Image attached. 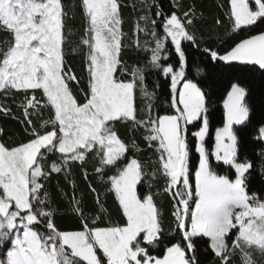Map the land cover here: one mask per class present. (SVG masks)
I'll use <instances>...</instances> for the list:
<instances>
[{
  "label": "snow or ice",
  "instance_id": "snow-or-ice-1",
  "mask_svg": "<svg viewBox=\"0 0 264 264\" xmlns=\"http://www.w3.org/2000/svg\"><path fill=\"white\" fill-rule=\"evenodd\" d=\"M142 3L147 11L138 17L129 45L121 0H80L84 29L72 51H83L85 91L66 63L71 31L63 0H0V31L10 36L0 46V95L5 100L23 96L20 122L29 136L18 145L0 142V264H203L202 241L215 264H264V195L250 190L256 164L240 157L234 128L249 120L247 90L231 84L223 105L224 123L215 130L210 150L208 98L198 83L185 79L184 44L201 48L194 31L195 11L165 13L156 6L153 13L147 0ZM173 7H180L179 0ZM229 19L233 32L259 28L264 25V0H254V5L230 0ZM140 33L152 39L141 44ZM169 43L178 57L175 66L164 63ZM130 46L150 53L147 65L126 63L123 52ZM202 51L218 67L227 65L226 71L236 65L264 70V31L238 38L224 53L210 46ZM149 66L170 78L175 114H153L155 92L148 90L145 76ZM138 96L145 100L143 107ZM10 112L0 103V113ZM120 126L139 132L155 159H128L130 150L142 149L135 138L126 141L120 136ZM189 126L195 128L190 134ZM259 135L264 139V127ZM193 151L198 154L195 168ZM50 155L56 160L50 161ZM260 157L264 177V152ZM90 159L98 161L94 172L114 196L119 222L112 221L91 183L97 209L86 210L72 181L68 211L79 226L61 229L46 182L54 173H64L67 179L73 164L83 166ZM161 177L162 191L151 192ZM142 182L148 184L146 195L138 194ZM161 194L173 201L174 228L168 232L178 237L174 242L165 243L163 212L155 198ZM161 245L163 255H154L152 250Z\"/></svg>",
  "mask_w": 264,
  "mask_h": 264
},
{
  "label": "trees",
  "instance_id": "trees-1",
  "mask_svg": "<svg viewBox=\"0 0 264 264\" xmlns=\"http://www.w3.org/2000/svg\"><path fill=\"white\" fill-rule=\"evenodd\" d=\"M175 0H147V4L152 6L151 11H157L156 6H160L165 13L177 11L180 14L191 9L195 11V27L194 31L197 39L200 41L201 48H197L190 43H185L184 48L187 54V68L185 79H191L198 83L206 93L209 105V121L210 131L206 137V146L211 150L214 142V132L220 128L224 122L223 101L231 87L232 83H238L246 88L247 95L246 103L250 108L249 120L243 124L235 126V131L239 138V154L241 158L252 160L256 164V172L251 183L250 190L264 195V177L260 175L261 157L260 153L264 152V142L259 138V129L264 127V72L254 67L235 66L231 70L226 71L228 66L218 67L213 63L208 55L202 51L203 47L210 46L214 50L224 53L238 42V38H246L250 35L259 34L264 31V25L259 28H253L251 32L241 30L233 32L232 23L229 19L230 0H179L180 7L174 8ZM65 8L68 12L67 29L71 31L68 37L70 43L66 46V63L70 66L75 74L80 77L79 87L87 90V73L85 70L83 51H72V48L79 43L80 37L83 34L84 18L80 9V0H63ZM147 8L143 6L142 0H121V14L124 19L123 31L126 33L125 42L132 44L134 39L133 32L135 24L140 15L145 14ZM155 18V17H153ZM220 23L217 24L216 21ZM142 23V22H141ZM157 31L162 34L163 29L160 27V20L157 19ZM141 44L145 39L151 40V36L144 37L143 33L139 34ZM10 39L8 33L0 31V46H3V41ZM170 56L165 64L172 63L174 66L178 60L171 44L168 45ZM150 58V53L137 49L135 46L127 47L123 52V59L129 66L136 65L144 67L147 65ZM178 70V69H177ZM146 86L149 91L155 92L153 100L154 115H171L175 114V110L171 108V81L162 73L150 66L145 71ZM183 83V81H181ZM158 85V87H157ZM73 89L76 95L83 99V92L77 89L73 82ZM23 101L22 95H17L15 99L12 97L6 100L0 95V103L6 104L11 108V112L7 115L0 113V129L3 130L0 134V142H5L9 145H18L29 140L25 126L20 121L23 119L22 109L19 107ZM137 103L143 107L145 100L138 96ZM14 117H18L14 118ZM43 118H47V112ZM35 120V118H34ZM37 126L42 120L35 121ZM194 126H189V134L194 131ZM120 136L131 141L136 139L142 151L136 152L130 150L128 159L137 158L142 161L148 160L149 157L155 159L152 150L146 148L145 142L139 132L133 134L128 128L120 126ZM191 139V136H190ZM194 144V139H193ZM50 161H55L56 157L50 155ZM198 160V154L193 151L191 153L192 167L195 168ZM96 159L88 160L83 166L79 163L73 164L68 178H65L64 173L53 174L46 182V190L50 194L52 206L57 211L56 223L61 229H76L79 226L78 219L68 211L70 207V198L73 195L72 181L75 182L76 198L82 199L86 210L95 211L97 209L96 196L89 190L91 183L100 193V200L109 210L113 222H119L121 213L118 211V205L111 193L106 191L107 185L102 183L96 173L94 167L97 165ZM85 169L87 170L88 178L85 179ZM217 171L223 174V168L218 167ZM114 174V173H110ZM107 179V177H105ZM164 187V179L161 177L153 183L151 192H161ZM149 192L147 182H142L138 185V194L146 195ZM67 195H64V194ZM156 202L160 206L164 222H165V243L174 242L178 239L177 236L168 232V229L174 228L172 223L173 218L171 212L173 210V201L167 194L157 195ZM107 223V221H105ZM205 243L200 244V259L203 264H215L211 259V252H205ZM154 255L162 256L164 253V245L160 248L152 250ZM98 256L102 258L100 252Z\"/></svg>",
  "mask_w": 264,
  "mask_h": 264
},
{
  "label": "rangeland",
  "instance_id": "rangeland-1",
  "mask_svg": "<svg viewBox=\"0 0 264 264\" xmlns=\"http://www.w3.org/2000/svg\"><path fill=\"white\" fill-rule=\"evenodd\" d=\"M249 2H250V4H253L254 5V0H249ZM178 87H179V85H178ZM229 91H230V89H229ZM228 91V92H229ZM228 94V93H227ZM227 99V95H226V97H225V99H224V101ZM224 101H223V105H224ZM222 105V107H223V113H224V106ZM224 123V122H223ZM223 126V125H222ZM221 126V127H222ZM235 127V126H234ZM214 135H215V132H214ZM259 138H260V135H259ZM213 139H214V137H213ZM261 139V138H260ZM263 142H264V139H261ZM214 147V142H213V146H212V148ZM101 253V255L103 256V254H102V252H100Z\"/></svg>",
  "mask_w": 264,
  "mask_h": 264
},
{
  "label": "water",
  "instance_id": "water-1",
  "mask_svg": "<svg viewBox=\"0 0 264 264\" xmlns=\"http://www.w3.org/2000/svg\"><path fill=\"white\" fill-rule=\"evenodd\" d=\"M226 66H227V65H226ZM236 66H240V67H253V66H245V65H236ZM254 68L258 69V66H257V67H254ZM258 70H259V69H258ZM260 71L264 72V70H260Z\"/></svg>",
  "mask_w": 264,
  "mask_h": 264
}]
</instances>
